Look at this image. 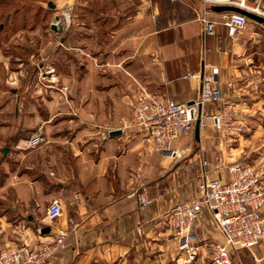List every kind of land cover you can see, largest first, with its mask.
I'll list each match as a JSON object with an SVG mask.
<instances>
[{
    "label": "crops",
    "instance_id": "1",
    "mask_svg": "<svg viewBox=\"0 0 264 264\" xmlns=\"http://www.w3.org/2000/svg\"><path fill=\"white\" fill-rule=\"evenodd\" d=\"M230 1L142 0L137 11L109 18L111 39L98 43L94 54L87 39L62 43L75 63L52 77L51 93L38 94L40 104L28 120L23 97H4L0 113L16 122L0 124V248L22 241L38 246L63 228L65 246L46 264H185L169 212L195 196L204 177L227 179L230 152L225 150L237 148L230 147L231 138L201 128L199 138L194 132L195 142L188 134L175 144L184 157L173 158L154 151L138 130L123 129V120L132 115L141 89L180 102L197 97V75L208 72L205 64L219 67L224 92L245 107L235 93L230 96L229 83L249 89L248 69L254 63L263 84L258 76H264V49L253 60L250 39L261 31L248 24L232 37L221 23L225 11L217 6ZM203 16L217 22L214 34L204 32ZM62 86L68 87L65 94ZM253 93L244 96L251 109L246 122L264 134V86ZM39 128L47 141L25 148L26 139L44 132ZM258 148L264 149V139ZM135 187L144 190L150 204L127 196ZM55 199L63 213L50 221L47 208ZM45 227L50 229L44 232ZM192 233L198 243L192 264H205L210 242L225 239L210 210L195 220ZM234 254L264 264V242Z\"/></svg>",
    "mask_w": 264,
    "mask_h": 264
},
{
    "label": "built area",
    "instance_id": "2",
    "mask_svg": "<svg viewBox=\"0 0 264 264\" xmlns=\"http://www.w3.org/2000/svg\"><path fill=\"white\" fill-rule=\"evenodd\" d=\"M175 1V0H172ZM252 3V4H251ZM230 4L256 12L264 17V0H232ZM204 32L214 34L217 22L201 17ZM221 23L227 26L229 34L236 37L248 25V17L236 11H225ZM208 72L197 75L201 78L200 93L189 101H176L167 94L141 89L134 105L133 113L123 120V129L134 128L159 153L173 158L182 156L175 144L192 133L200 119V125L209 121L223 135L241 134L246 129L241 120L242 111L236 101L228 97L219 80V67L205 64ZM196 76V75H195ZM264 82V76L260 78ZM237 92V85L229 83ZM67 89V86L63 87ZM216 105L207 111L205 105ZM45 141V136L36 133L25 140V148L33 149ZM227 179L223 176L204 177L199 184V192L175 204L169 218L180 250L185 254L186 264H191L198 254V243L193 237V224L204 210H210L224 242L209 244L210 256L214 264H232L233 252L240 248H252L264 242V175L257 168L240 162L227 166ZM136 203L148 205L151 200L143 189L133 188L128 194ZM63 213V204L53 200L46 216L57 220ZM67 232L57 229L56 233L41 241L38 246L22 241L0 250V264H46L65 246Z\"/></svg>",
    "mask_w": 264,
    "mask_h": 264
},
{
    "label": "rangeland",
    "instance_id": "3",
    "mask_svg": "<svg viewBox=\"0 0 264 264\" xmlns=\"http://www.w3.org/2000/svg\"><path fill=\"white\" fill-rule=\"evenodd\" d=\"M141 1L0 0V109L5 96L17 93L25 99L23 103L25 113L23 114L28 120L27 117H30L33 111L36 112V107L40 104L38 94L51 93L48 89L54 85L51 82L52 77L54 78L59 70L60 72L65 71L70 62L75 63L74 59L66 53L62 43L65 45L71 43L81 44L82 39H87L91 44V47L89 46L90 51L94 54L100 48L98 43L111 39L109 30L112 29L114 22L109 18L115 13L127 12L128 9L137 11ZM260 8L264 11V6ZM57 16L63 26L62 29L52 27V23H57ZM106 16H108V21L104 22L103 19H106ZM248 24L249 27L248 25L247 27L250 30L261 31L259 34H254L255 36L250 39L249 47L253 51V60H255L257 58L256 51L261 50V48L264 49V23L248 18ZM62 39L65 41L62 42ZM251 66L252 69H248L247 77L250 81L248 82L249 89L244 90L242 85L237 84L238 91L232 90L233 92L230 94L232 96L235 93V97L242 99L238 102H242L245 106L243 108L239 107L236 102V107L242 111L240 118L246 126L244 132L230 136L223 135L209 121L205 125H200V129L206 128L223 138H231L229 140L230 147L237 149H232L233 151L231 149L225 150L230 152L226 168L231 163L240 162L257 168L264 175V149L258 148V145L264 139V134L252 131L253 128L246 122V115L250 114L251 109H246L248 102L244 96L251 95L250 93L257 92L264 86V83H260L256 78L260 72L254 63ZM258 77L261 78L262 76L259 75ZM63 87H61L62 92L65 94L68 87L67 89ZM216 107L212 109H216ZM34 108L35 110H33ZM207 111L211 110L207 109ZM6 120L16 122V118L11 114L7 118L0 113V124L5 123ZM39 130L44 131L45 129L39 128ZM194 132L195 129L191 135L189 134L188 141L195 142ZM38 133L45 136V141L42 143L44 144L47 141L45 131H38ZM232 152H235L234 156L231 154ZM31 158L27 157V160H31ZM3 173L4 169L0 165V176ZM178 249L182 253L179 243ZM155 251L154 247L152 253ZM232 252V264H252L249 256L240 258V256H235L234 251ZM204 258L205 264H214L210 256V250L207 251ZM164 262L167 263V260ZM89 264L97 263L92 261ZM155 264H163V262L156 261ZM180 264H182V261ZM253 264H257V262L253 261Z\"/></svg>",
    "mask_w": 264,
    "mask_h": 264
},
{
    "label": "water",
    "instance_id": "4",
    "mask_svg": "<svg viewBox=\"0 0 264 264\" xmlns=\"http://www.w3.org/2000/svg\"><path fill=\"white\" fill-rule=\"evenodd\" d=\"M50 5L53 6L52 3H50ZM217 9L220 10V11H236V12H240L242 14L247 15V17L250 18V19L256 20V21L261 22V23H264V17L263 16L257 14L256 12H253V11H250V10H247V9H244V8H242L240 6H237V5H230V4H228V5H221V6H217ZM58 18L59 17L57 16L56 17L57 23L56 22L55 23H52V27L54 29H57L58 27L60 29L63 28V26L59 22V19ZM119 132H120V130H114L111 133L114 134V133H119ZM195 136L197 138L200 137V119H198L196 121V124H195ZM49 229H50L49 227H45V228H43V231L45 232V231H48Z\"/></svg>",
    "mask_w": 264,
    "mask_h": 264
}]
</instances>
